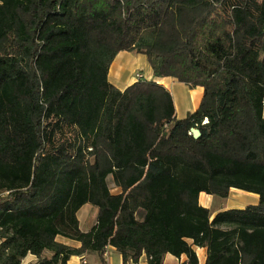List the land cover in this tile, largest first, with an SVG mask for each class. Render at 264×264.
Returning a JSON list of instances; mask_svg holds the SVG:
<instances>
[{
	"label": "trees",
	"instance_id": "1",
	"mask_svg": "<svg viewBox=\"0 0 264 264\" xmlns=\"http://www.w3.org/2000/svg\"><path fill=\"white\" fill-rule=\"evenodd\" d=\"M120 52L202 88L198 109L177 120L154 81L113 87ZM263 98L264 0H0V264L103 263L108 247L123 264H199L196 248L264 264ZM231 189L259 203L199 204Z\"/></svg>",
	"mask_w": 264,
	"mask_h": 264
},
{
	"label": "crops",
	"instance_id": "2",
	"mask_svg": "<svg viewBox=\"0 0 264 264\" xmlns=\"http://www.w3.org/2000/svg\"><path fill=\"white\" fill-rule=\"evenodd\" d=\"M136 74H141L146 81H154L159 85H162L172 96L175 117L177 120L185 119L189 114L195 112L201 102L203 96V89L197 87L190 89L184 84L178 83L172 78L156 79L153 77L151 67L147 62V58L141 54H134L129 52H120L117 54L113 62L111 63L107 75L109 84L120 91H124L129 86L136 83ZM264 114V106H263ZM231 196H236L234 200H231ZM220 199L214 196L201 193L199 195V204L206 208L211 209L213 205H217V201ZM259 203V196L252 193H247L237 189H231L225 202L220 204L219 209L214 211L213 216L223 210L231 209H244L247 206H255ZM97 209L90 205H84L77 213V219L79 221V228L82 232H88L96 223ZM67 245L78 248L79 244L72 241L59 240ZM195 252L199 259V264H204L206 259V251L204 249L196 248ZM198 252L204 254L203 259H200ZM82 256H73L70 258L67 264H80ZM87 264H123L122 257L112 247H108L104 254V261L101 263L97 254L90 253L83 255ZM186 261L185 256L180 258L166 255L163 260V264H181ZM36 258L29 255L23 260V264H35ZM138 264H147L146 257L143 255Z\"/></svg>",
	"mask_w": 264,
	"mask_h": 264
},
{
	"label": "rangeland",
	"instance_id": "3",
	"mask_svg": "<svg viewBox=\"0 0 264 264\" xmlns=\"http://www.w3.org/2000/svg\"><path fill=\"white\" fill-rule=\"evenodd\" d=\"M109 187H110L112 193H116V192H117V190L113 188V186H112L110 180H109ZM230 198H232L231 200H234V199L236 198V196H234V197L231 196ZM217 202H218L217 205H213V206L211 207L210 212L213 213L214 211H217V209H219V208H217V207H219L220 204L224 203V202H225V199H224V200H221V201H217ZM58 240H60V239H58ZM198 254H199L200 259H203L204 254H202L201 252H198Z\"/></svg>",
	"mask_w": 264,
	"mask_h": 264
},
{
	"label": "built area",
	"instance_id": "4",
	"mask_svg": "<svg viewBox=\"0 0 264 264\" xmlns=\"http://www.w3.org/2000/svg\"><path fill=\"white\" fill-rule=\"evenodd\" d=\"M136 82L144 80L143 76L141 74H136L135 76ZM263 106H264V98H263ZM204 124L206 121L203 122ZM191 134V133H190ZM80 264H87L86 260L82 257Z\"/></svg>",
	"mask_w": 264,
	"mask_h": 264
},
{
	"label": "water",
	"instance_id": "5",
	"mask_svg": "<svg viewBox=\"0 0 264 264\" xmlns=\"http://www.w3.org/2000/svg\"><path fill=\"white\" fill-rule=\"evenodd\" d=\"M190 133L194 139H198L201 136V133L198 129L192 128Z\"/></svg>",
	"mask_w": 264,
	"mask_h": 264
}]
</instances>
